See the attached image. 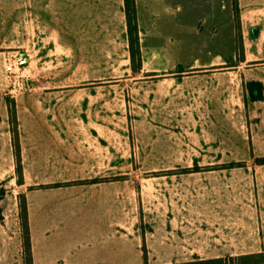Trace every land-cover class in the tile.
I'll return each instance as SVG.
<instances>
[{
    "label": "crops",
    "instance_id": "crops-1",
    "mask_svg": "<svg viewBox=\"0 0 264 264\" xmlns=\"http://www.w3.org/2000/svg\"><path fill=\"white\" fill-rule=\"evenodd\" d=\"M135 2L141 51L137 72L132 70L125 0H0V83L8 76L9 56L20 49L26 50L33 82L96 81L93 74L101 66L138 74L193 65L183 60L189 58V44L197 42L191 36L210 42L217 29L221 37L215 43L226 48L222 35L234 20L241 36V26L243 34H264V0H237L238 21L229 13V0ZM71 67L88 75L69 73ZM254 81L264 85V79ZM8 98L0 95V142L4 127L14 173ZM29 99L27 106L15 99L24 178L20 186L29 178L53 179L29 184L33 188L24 192L34 264H146L145 250L148 264L264 254V164L256 163L264 157V98L250 100L245 135L237 134L235 144L226 145L237 146L236 153L210 156L206 168L211 176L187 187L202 196L174 205L157 222L153 237L133 234L125 219L110 212L115 204L109 197L65 199L62 187H53L105 176L84 169V130L93 125L85 123L83 105L67 104L66 90L34 91ZM220 118L227 121V116ZM230 162L245 165L223 167ZM195 167L183 169L199 171ZM21 243L18 225L19 264Z\"/></svg>",
    "mask_w": 264,
    "mask_h": 264
},
{
    "label": "rangeland",
    "instance_id": "rangeland-1",
    "mask_svg": "<svg viewBox=\"0 0 264 264\" xmlns=\"http://www.w3.org/2000/svg\"><path fill=\"white\" fill-rule=\"evenodd\" d=\"M234 2L229 0L231 16L235 15ZM241 32L239 38L234 20L222 35L226 40L223 49L215 43L221 37L217 29L210 42L191 36L198 40L189 44V58L183 60L193 65H183L182 72L175 66L158 72L129 74L121 67L101 66L93 74L99 78L96 81L33 82L28 75L26 50L20 49L16 55L22 56L23 71L17 72L20 77L16 81L7 76L0 83V95L14 100L17 97L22 106H27L29 94L34 91L43 94L47 90H66L68 105H83L84 121L93 125L91 130L87 126L84 130V169L105 176L53 187H62L65 199L83 194L90 200L109 197L115 204L110 212L125 219L133 234L152 236L157 222L165 219L174 205L202 196L189 193L187 187L203 184L211 176L213 172L206 168L207 159L217 153L235 154L237 146L226 145L235 144L236 137L246 133V110L251 103L246 85L251 80L264 79V34H243L242 26ZM14 57L15 52L7 62ZM81 70L71 67L69 73L88 75ZM239 106L244 109L237 110ZM223 116H227V121L220 118ZM5 132L3 127L0 264H19L15 228L20 226L22 239L20 194L35 187L34 182L53 179L29 178L27 184L20 186L17 172L10 173ZM188 165L198 166L195 169L199 171L184 172L183 167ZM21 247L24 250L23 239ZM243 261L236 258L227 260V264Z\"/></svg>",
    "mask_w": 264,
    "mask_h": 264
},
{
    "label": "trees",
    "instance_id": "trees-1",
    "mask_svg": "<svg viewBox=\"0 0 264 264\" xmlns=\"http://www.w3.org/2000/svg\"><path fill=\"white\" fill-rule=\"evenodd\" d=\"M125 11L127 16L128 23V34L130 40V52H131V61H132V70L137 72L141 69V51L139 45V30H138V22H137V11H136V2L135 0H125ZM234 11L235 18L238 21V4L237 0L234 2ZM239 38H241V33L239 31ZM180 71H184L182 66H179ZM246 90L249 93V98L251 101L262 100L264 98V85L260 81L251 80L246 85ZM8 106H9V115H10V123H11V132L13 135V146L15 153V161H16V172H17V183L19 185L24 184L23 178V164L21 157V144L19 138V130H18V119H17V110H16V102L14 99L8 98ZM257 164H264V157L258 158L256 160ZM244 162H230L223 167H237L244 166ZM196 168V167H195ZM198 170V169H197ZM184 172H187L188 169H183ZM20 217H21V225H22V239H23V264H34L33 263V255L31 248V235H30V227H29V217H28V207L27 200L25 194H20ZM0 219H2V214L0 211ZM239 259H244L243 262L239 264H251V263H259L264 262V254H255L244 257H238ZM236 259L235 257H227V258H214V259H199L196 258L191 261L182 262V263H172V264H227V260ZM145 263H147V254L145 250L144 254Z\"/></svg>",
    "mask_w": 264,
    "mask_h": 264
},
{
    "label": "built area",
    "instance_id": "built-area-1",
    "mask_svg": "<svg viewBox=\"0 0 264 264\" xmlns=\"http://www.w3.org/2000/svg\"><path fill=\"white\" fill-rule=\"evenodd\" d=\"M23 61L22 56L15 55L13 59H10L6 65V71L8 74V77L15 78V81L17 78L20 77V75L17 73L18 71H23L22 68Z\"/></svg>",
    "mask_w": 264,
    "mask_h": 264
}]
</instances>
